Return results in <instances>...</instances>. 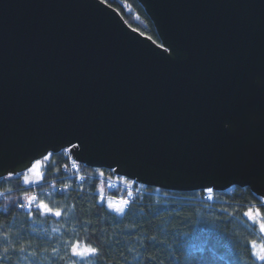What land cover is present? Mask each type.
I'll list each match as a JSON object with an SVG mask.
<instances>
[{"label":"water","instance_id":"water-1","mask_svg":"<svg viewBox=\"0 0 264 264\" xmlns=\"http://www.w3.org/2000/svg\"><path fill=\"white\" fill-rule=\"evenodd\" d=\"M0 0V178L68 148L153 188L264 195V0Z\"/></svg>","mask_w":264,"mask_h":264},{"label":"trees","instance_id":"trees-1","mask_svg":"<svg viewBox=\"0 0 264 264\" xmlns=\"http://www.w3.org/2000/svg\"><path fill=\"white\" fill-rule=\"evenodd\" d=\"M103 2L116 10L129 27L159 43L152 22L137 0ZM69 161L65 153L49 154L41 168V179L35 183H24V173L0 179V264L255 261L250 241L259 243L261 235L243 213L257 207L264 212V205L248 188L235 187L226 192L161 191L127 180L120 183L102 169L78 164L74 171ZM28 194L37 197L31 209L22 205ZM205 194L213 201L204 200ZM107 195L125 197L127 206L122 213L106 205ZM41 203L51 211L40 207ZM57 211L60 216L55 215ZM77 241L81 246L97 247L100 256L83 262L71 256V245Z\"/></svg>","mask_w":264,"mask_h":264},{"label":"snow or ice","instance_id":"snow-or-ice-1","mask_svg":"<svg viewBox=\"0 0 264 264\" xmlns=\"http://www.w3.org/2000/svg\"><path fill=\"white\" fill-rule=\"evenodd\" d=\"M103 2V0H102ZM44 159H48V156H45ZM41 163L40 161H37L32 168L29 169V172L35 173L37 176H39L38 169L40 168ZM100 175H103L101 173ZM29 179V177L26 175L24 177V183H32ZM127 183V182H126ZM209 192L212 191V189H208ZM211 199V197H209ZM35 197H31L29 202L31 203L32 200H34ZM124 204H127V201L123 202ZM259 203L261 205H264V195L259 200ZM40 207L44 208L46 211H51V209L48 208L46 204L41 203ZM110 208H114L117 212H123L122 207H117L109 204ZM56 216H60L61 213L59 211L55 212ZM244 216H246L250 221H252L254 224H259V231L260 233L264 234V212H261V209L259 207L253 209L249 208L247 211L243 213ZM251 245V256L255 257V261H253V264H255L256 261L261 262V264H264V240H262L260 243H257L256 240L250 241ZM7 251V249L5 250ZM71 256L79 258L80 261H87L90 258L93 257H99L100 256V250L97 247H93L89 244H84L81 246L80 242L77 241L71 245ZM75 264V262H73Z\"/></svg>","mask_w":264,"mask_h":264},{"label":"rangeland","instance_id":"rangeland-1","mask_svg":"<svg viewBox=\"0 0 264 264\" xmlns=\"http://www.w3.org/2000/svg\"><path fill=\"white\" fill-rule=\"evenodd\" d=\"M47 156V155H46ZM38 161H40V163H41V166H40V168L38 169V172H39V176H37L35 173H32V172H29V169L30 168H32V166L37 162V161H35V162H33V164H32V166L26 171V173H24V177L27 175L28 177H29V179L31 180V181H33V183H35V182H37L39 179H41V175H42V172H41V168H42V166H43V163H44V161H45V159H44V157L42 158V159H40V160H38ZM123 199H119V198H112V197H109L108 195L106 196V198H104V201H105V203H106V205L109 207V204L111 203L112 205H114V206H117V207H122V208H125V204L123 203L124 201H122ZM110 208V207H109ZM113 212H117V211H115L114 210V208H110ZM117 213H121V212H117ZM247 218V217H246ZM248 219V218H247ZM249 220V219H248ZM250 221V220H249ZM251 223H253L252 221H250ZM254 224V223H253ZM256 226H257V231L256 232H258L260 235H261V241L262 240H264V234H262V233H260V231H259V224H255ZM259 238V239H260ZM260 241V242H261ZM259 242V243H260Z\"/></svg>","mask_w":264,"mask_h":264},{"label":"built area","instance_id":"built-area-1","mask_svg":"<svg viewBox=\"0 0 264 264\" xmlns=\"http://www.w3.org/2000/svg\"><path fill=\"white\" fill-rule=\"evenodd\" d=\"M32 197H35V199L32 200L31 203H30L29 200H28L27 204L24 206L25 208H27V209H31V208L34 207V204H35V202H36V200H37V197H36L35 195H33Z\"/></svg>","mask_w":264,"mask_h":264}]
</instances>
